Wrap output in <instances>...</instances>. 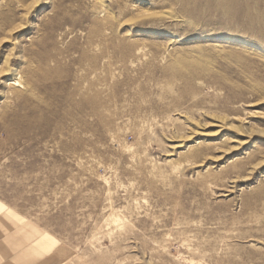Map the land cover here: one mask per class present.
Instances as JSON below:
<instances>
[{
	"label": "rangeland",
	"instance_id": "rangeland-1",
	"mask_svg": "<svg viewBox=\"0 0 264 264\" xmlns=\"http://www.w3.org/2000/svg\"><path fill=\"white\" fill-rule=\"evenodd\" d=\"M100 1L0 0V264H264V0Z\"/></svg>",
	"mask_w": 264,
	"mask_h": 264
},
{
	"label": "bare ground",
	"instance_id": "bare-ground-1",
	"mask_svg": "<svg viewBox=\"0 0 264 264\" xmlns=\"http://www.w3.org/2000/svg\"><path fill=\"white\" fill-rule=\"evenodd\" d=\"M98 6H100L98 8H102L101 12H104L108 9V5L104 2V0H101ZM44 70H45V74L46 71L48 72V74H51L50 73L52 71L51 69H44ZM7 72H8L7 81L5 82L4 80L0 79V85L1 84L3 85L5 83L4 85H6L8 91L4 93V95H0V101L1 99H4V101L2 100L3 101L2 103H6L10 97H14V98L22 97L24 102H26V100L29 102L28 98H26L25 95L30 88L29 85L32 84L24 80L19 70L8 69ZM81 102H82L81 103L82 106L85 105L89 107L90 110H93L94 107H97V102L95 98L92 96L85 95L84 100L82 99ZM4 209L5 208L2 205H0V215L6 217L7 215H9V213H7V211Z\"/></svg>",
	"mask_w": 264,
	"mask_h": 264
},
{
	"label": "crops",
	"instance_id": "crops-1",
	"mask_svg": "<svg viewBox=\"0 0 264 264\" xmlns=\"http://www.w3.org/2000/svg\"><path fill=\"white\" fill-rule=\"evenodd\" d=\"M8 216V215H7ZM6 216V218H9V219H11V217H7ZM36 233V232H35ZM44 241V240H43ZM3 233H2V229L0 228V247H3ZM45 242V241H44ZM17 243H18V241H17ZM16 243V247H20V244H22L23 246H24V244H23V242H20L19 241V243L17 244ZM31 246L32 245H30L29 247H30V249H32V251L31 252H39V251H35L33 248H31ZM25 247V246H24ZM26 248V247H25ZM23 249L22 251L21 250H19L18 252H17V256L15 257V259H14V261L15 262H17V263H20V262H22L24 259H26V258H29V257H31L32 256V254L30 253V251H28V249L26 250V249ZM48 249V246L46 245V248H45V250H47ZM43 252H45V251H43ZM39 253H42V252H39ZM43 254V253H42Z\"/></svg>",
	"mask_w": 264,
	"mask_h": 264
}]
</instances>
